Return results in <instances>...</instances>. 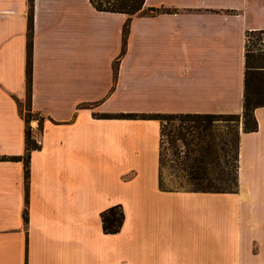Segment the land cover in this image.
Wrapping results in <instances>:
<instances>
[{"label":"crops","instance_id":"obj_1","mask_svg":"<svg viewBox=\"0 0 264 264\" xmlns=\"http://www.w3.org/2000/svg\"><path fill=\"white\" fill-rule=\"evenodd\" d=\"M157 14L33 0L25 177L28 0H0V264H264V106L240 131L232 193L159 188L161 125L122 114L238 115L246 33L264 0H145ZM24 111V109H22ZM15 158H18L15 159ZM120 206L119 232L101 213ZM26 217V221L24 220Z\"/></svg>","mask_w":264,"mask_h":264},{"label":"trees","instance_id":"obj_2","mask_svg":"<svg viewBox=\"0 0 264 264\" xmlns=\"http://www.w3.org/2000/svg\"><path fill=\"white\" fill-rule=\"evenodd\" d=\"M29 1V17L27 28V44H26V102L24 105L25 114H23L20 104L19 112L25 122V153L23 156L25 177H28L29 169V155L32 150L37 149L38 144L32 139L30 122L32 120L38 121L39 130L42 128V119L37 114L31 112V74H32V36H33V0ZM90 4L99 12L120 13L128 16L126 23L122 29V51L120 57L113 64L114 74L116 73L118 61L125 52L126 41L129 34V24L131 16L142 14H157L162 10L155 8H144L145 0H89ZM249 34H264V30L257 32H247ZM259 59L257 66H251L249 56L245 52V72H244V91H243V111L240 120L238 115H216V114H122L123 118L127 119H153L158 120L161 125L160 137L161 145L163 137H167L169 143L173 148L176 147L175 141L181 140L183 146H187L186 152L189 154L192 150L188 149L189 141L186 139V134L193 130L200 129L201 133H206L211 127V123L215 120L225 118L239 122L242 124L244 132H253L257 129V123L253 116V111L257 107L264 106V50ZM178 122V125H177ZM176 124L177 126L173 125ZM172 126L169 130L168 126ZM161 147V146H160ZM176 152V148H175ZM188 156V155H186ZM18 160V158H15ZM160 169H161V148H160ZM191 177L206 178L205 171L197 173L194 170L190 172ZM221 178V177H220ZM229 187H221L214 184H197L191 186L188 190L167 189L162 185L161 178L159 180V188L163 191H184V192H200V193H232L237 188V170L233 174L232 180L229 181ZM228 183V184H229ZM26 221V217H24ZM124 215L120 206H114L101 213V222L103 232L106 234H115L119 232L123 224Z\"/></svg>","mask_w":264,"mask_h":264},{"label":"rangeland","instance_id":"obj_3","mask_svg":"<svg viewBox=\"0 0 264 264\" xmlns=\"http://www.w3.org/2000/svg\"><path fill=\"white\" fill-rule=\"evenodd\" d=\"M263 50L264 34H249L246 37L245 52L251 56V66L259 64ZM173 125L177 126L178 122ZM168 128L170 130L172 126L169 125ZM200 130L201 128L186 134L188 149L192 150L189 154L186 152L187 146H183L181 140L175 141V152L168 138L163 137L160 178L165 188L188 190L200 183L221 187L231 185L229 181L237 170V140L243 130L242 124L222 118L213 121L206 133H201ZM191 170L197 173L203 170L207 177H191Z\"/></svg>","mask_w":264,"mask_h":264}]
</instances>
